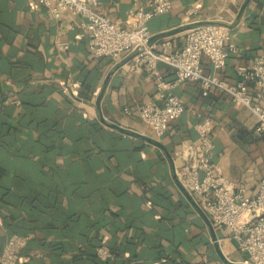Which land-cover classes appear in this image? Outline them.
<instances>
[{
    "label": "crops",
    "instance_id": "0c3cea01",
    "mask_svg": "<svg viewBox=\"0 0 264 264\" xmlns=\"http://www.w3.org/2000/svg\"><path fill=\"white\" fill-rule=\"evenodd\" d=\"M133 1L98 0L97 10L122 23ZM169 1L170 12L148 22L152 40L179 48L187 30L204 23L229 33L227 59L218 71L202 59L205 75L234 87L237 67L264 55V0ZM79 25L78 15L52 18L37 0H0V251L17 234L19 264H97L96 235L114 240L128 264H242L246 255L197 205L180 172L182 152L209 118L214 174L254 193L264 180L256 116L186 81L164 89L184 112L155 137L137 108L161 104L156 80L131 70L130 52L94 58ZM60 43H68L66 53ZM156 72L163 83L174 80L162 61Z\"/></svg>",
    "mask_w": 264,
    "mask_h": 264
},
{
    "label": "built area",
    "instance_id": "2783aa9c",
    "mask_svg": "<svg viewBox=\"0 0 264 264\" xmlns=\"http://www.w3.org/2000/svg\"><path fill=\"white\" fill-rule=\"evenodd\" d=\"M52 18L63 12H71L80 17V28L86 37V45L94 58L118 59L125 52L132 54L130 68L134 72H146L155 79L160 105L150 101L137 108L139 119L154 134L162 136L168 126L179 119L184 112L180 98L163 95L164 89H172L186 81L199 84L202 95L217 90L230 96L236 106H243L256 116L255 132L264 134V107L252 101L247 83L254 89V96L264 97V55L253 58L249 65L237 67L241 81L234 87L227 85L215 76L203 73L201 62L206 59L214 71H218L229 53L225 42L229 39L226 28L217 23H204L187 30L183 44L179 48L166 38L152 40L148 22L154 17L168 14L169 0H146L141 4L132 2L122 23L113 22L98 10V0H37ZM59 52L66 53L68 43L57 45ZM159 61L174 70V80L163 83L157 75ZM123 111L128 114L129 109ZM212 123L205 118L197 127L198 138L194 144L185 147L186 164L180 172L186 190L195 196L197 205L216 227H223L230 233L238 250L246 255L242 264H264V180L260 181L255 192L248 194L236 183L214 174L211 162L213 144ZM24 238L17 234L9 235L0 251V264H19L18 251ZM101 261L114 259L110 249L102 244L96 248Z\"/></svg>",
    "mask_w": 264,
    "mask_h": 264
},
{
    "label": "trees",
    "instance_id": "16d2710c",
    "mask_svg": "<svg viewBox=\"0 0 264 264\" xmlns=\"http://www.w3.org/2000/svg\"><path fill=\"white\" fill-rule=\"evenodd\" d=\"M13 235V234H11ZM90 241H91V258L92 262L95 261L97 264L99 261L101 264H128L127 261L122 260V256L120 254L121 252V247L116 245L114 240L108 241L104 243L103 241H100L97 239L96 235H91L90 236ZM102 244H105L111 251L112 254H114V259L113 260H108V261H100L96 255V248ZM82 259H87L86 255H81L80 260Z\"/></svg>",
    "mask_w": 264,
    "mask_h": 264
}]
</instances>
